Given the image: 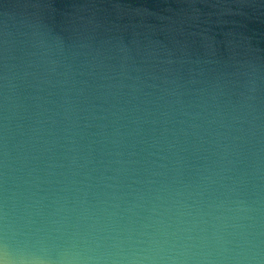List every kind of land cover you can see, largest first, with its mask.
<instances>
[{"label":"clouds","instance_id":"1","mask_svg":"<svg viewBox=\"0 0 264 264\" xmlns=\"http://www.w3.org/2000/svg\"><path fill=\"white\" fill-rule=\"evenodd\" d=\"M54 3L0 0V264H264V50Z\"/></svg>","mask_w":264,"mask_h":264},{"label":"water","instance_id":"2","mask_svg":"<svg viewBox=\"0 0 264 264\" xmlns=\"http://www.w3.org/2000/svg\"><path fill=\"white\" fill-rule=\"evenodd\" d=\"M221 0H55L53 8L57 19L66 21L74 16L96 13L110 24L129 32H148L164 29L157 37L188 44L200 50L211 45L213 51L229 53L230 47L241 41L253 49L264 50V8L246 9L247 16L223 15ZM213 5H216L215 7ZM235 11V8L233 9ZM156 13L157 16L149 15Z\"/></svg>","mask_w":264,"mask_h":264}]
</instances>
